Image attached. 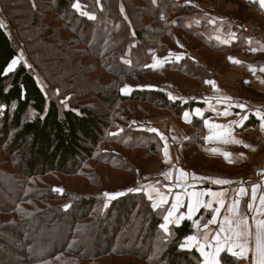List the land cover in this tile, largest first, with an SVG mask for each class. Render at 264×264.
<instances>
[{
    "label": "trees",
    "instance_id": "16d2710c",
    "mask_svg": "<svg viewBox=\"0 0 264 264\" xmlns=\"http://www.w3.org/2000/svg\"><path fill=\"white\" fill-rule=\"evenodd\" d=\"M76 2L0 0V105L7 106L0 118V264H202L196 249L181 248L199 217L165 232L169 206L155 209L134 189L108 194L132 187L139 171L164 158L159 135L122 126L130 119L172 118L188 134L191 161L213 163L204 156L203 119L182 120L202 105L173 100L162 88L129 95L122 88L173 80L184 89L215 78L191 55L148 66L153 47L161 56L181 51L178 32L190 36L187 49L198 42L219 54L217 62L235 47L207 40L190 20L193 7L179 0H79L80 9ZM20 50L27 64L7 72ZM61 224L56 234L40 235ZM237 261L222 257V264Z\"/></svg>",
    "mask_w": 264,
    "mask_h": 264
},
{
    "label": "crops",
    "instance_id": "0c3cea01",
    "mask_svg": "<svg viewBox=\"0 0 264 264\" xmlns=\"http://www.w3.org/2000/svg\"><path fill=\"white\" fill-rule=\"evenodd\" d=\"M212 1L214 4L211 6L202 0L193 4V9L198 14L208 12V18L198 15L202 30L206 35L210 33L217 46L232 45L235 51L222 64L215 66V78L203 86L195 87L189 93L192 94L190 97L172 99L202 105L186 111L188 117L183 115L182 120L184 125H188L194 118L203 119L204 156L213 163L192 162L186 150L189 137L185 129L172 118L161 117L151 122L156 130L154 132L164 144V158L154 162L151 170L144 176L139 171L138 181L133 187L137 191H144L153 207L154 204L158 205L155 209L169 206L171 211L175 206L176 211L170 218L174 222L169 224L176 226L189 219V205L198 199L200 207L191 214V219L199 217L194 234L197 240L205 243L203 237L206 234L207 243L212 244L205 251L210 254L214 252L213 237L219 235L224 249L219 254L221 260L226 254L238 260L236 264H251L257 223L264 221V205L260 203V198L264 197V119H261L264 117V44L245 32L240 36L236 27L252 22L264 28V3L261 0ZM219 5L233 8V12L225 14L215 10V6ZM192 54L196 56L194 52ZM176 87L179 89L177 85ZM162 88L169 92L167 85ZM248 89L260 95H252L246 91ZM197 110L201 115H197ZM225 112L228 114L225 115ZM213 125L225 127L215 128ZM181 172L186 175L181 176ZM165 173L168 174L167 177ZM215 180H227L230 183H214ZM253 186H257L255 200ZM241 188L245 189L243 194L240 193ZM221 193L222 197L219 195ZM161 197L166 203L161 202ZM221 198L224 200L223 205L219 203ZM234 204L236 211H233ZM249 204H252L251 209ZM213 209H218V213ZM213 215L217 217L216 222L205 229L204 224ZM242 221H246L247 230L252 233L248 239L247 259L231 256L227 251L229 245L224 244L225 239L233 237L237 230H244ZM236 242L244 243V238L241 237ZM189 245L199 253L203 264L204 257L198 250L199 245L191 242ZM233 250L240 251L239 248Z\"/></svg>",
    "mask_w": 264,
    "mask_h": 264
},
{
    "label": "rangeland",
    "instance_id": "374dc122",
    "mask_svg": "<svg viewBox=\"0 0 264 264\" xmlns=\"http://www.w3.org/2000/svg\"><path fill=\"white\" fill-rule=\"evenodd\" d=\"M195 1H197V0H179V2L181 4H186V5L192 6L193 8H194L193 4H194ZM202 1H205V4L206 5H210V6L212 4H214V2L212 0H202ZM222 1H226V0H222ZM228 1L229 2H233L232 0H228ZM215 10H217V11H219L221 13H225V14H231L233 12V8H230V7L229 8H227V7L224 8V7L220 6V5L219 6H215ZM22 13H24L23 15H25V12H22ZM198 13L199 12L197 10H195L194 14H191L190 15L191 16V19L190 18L189 19L190 20H194L195 22H200V17L198 15H201V16L205 15V16H207L206 18H208V12H204L205 14L204 13L198 14ZM213 15H215V13H213ZM224 16L225 17H228L227 15H224ZM0 23H2L3 26L5 25V23L1 20V18H0ZM243 28H244V26H243ZM243 28H242V25H241V27H238V26L236 27V31L237 32L239 31L238 34L240 36L244 33ZM32 34H34V36L37 37L36 31L33 30ZM176 34H175L176 35L175 36L176 45L178 46V48L181 49V51L180 52H176L175 50H171L167 56H161L159 54L158 50L155 47H153V48H151V50H152V53H154V59L148 63V66L158 68V67L164 66L166 63H169L168 61H177V60L182 59V57L183 56H186V55L193 56L192 52H194L196 54V56L194 55L195 57L193 56L194 60L195 61H198L199 60L198 61L199 63L200 62H203L205 64V65L204 64L203 65L204 66H207L209 69H211L212 73H213V69L215 68L216 65H220V64L223 63L224 59H222L221 62H217V59H219V54L217 52L206 48L204 45L202 46L198 42L194 43V44H196L194 46L193 45L192 46L190 45L189 46V49H187L186 48V42H187V40L190 39L189 38L190 36L187 35V34H185L182 31L181 32H178ZM206 37H207V40H209L213 44L217 45V43L214 40L211 39L209 32L207 33ZM243 38H244V36H243ZM230 46H232V45H230ZM230 46H225V47H230ZM233 50L235 51V49H233ZM203 52H205L204 55H203ZM56 61H57L58 64H60L64 60H63L62 57L59 56L58 59H56ZM23 62H25L27 64V61H26V59H25V57L23 55V52H22V50H20L19 51V57L16 59V64L13 66V69L17 68L20 65V63H23ZM206 62H209L211 64L210 65H207ZM29 67H31V66H29ZM164 85H167L168 86V89H169L168 94L173 99L176 98V97L177 98L178 97L179 98L190 97L192 94H189V93H191V91H193L194 88H195V86L188 85L184 89L179 88V89H181V90H179L176 87V83L173 80H168L163 85H159V84L155 83V84H151V85H149L147 87H143V88L142 87L133 86V85H130V84H126L125 86H123L122 91H123L124 94L127 95L132 90L135 91L138 88L139 89H145V88L157 89V88H162ZM198 87H200V86H198ZM61 104L63 105V104H65V102L63 101ZM3 110L4 109L0 106V118L3 115L2 114L3 113ZM122 126H124V127L131 126V127L137 128V129L147 130L148 132H154V131H151V129H155V128H153L154 126H153V124H152L151 121H149V122L144 121L143 122L142 119H140V120H132V119H130L129 121H127ZM157 162H159V161H157ZM142 172L143 173L141 175L144 176L145 173H146V171H142ZM133 186L130 187V188H127V189H122V190L115 189V190H113L111 192H108V194L112 195V196H110V199L111 198H114L116 196H119V195L123 194L124 192H128V191H131L133 189L135 190V187H133ZM137 186H138V184H137ZM55 190L57 192L63 193L65 189H64V186L59 185V186H56L55 187ZM47 225H49V224H47ZM63 227H64V224L57 225V226H45V227L42 228V230H40V235L41 236L48 235V234L49 235L50 234H53L54 235V234L57 233V230H59V229H61ZM47 232H48V234H47ZM40 240H41V242H45L44 239H42V237H40Z\"/></svg>",
    "mask_w": 264,
    "mask_h": 264
},
{
    "label": "snow or ice",
    "instance_id": "6c2138e0",
    "mask_svg": "<svg viewBox=\"0 0 264 264\" xmlns=\"http://www.w3.org/2000/svg\"><path fill=\"white\" fill-rule=\"evenodd\" d=\"M261 2L264 3V0H261ZM73 7L76 9L81 8L79 0H77V2L73 4ZM89 18L95 19L94 16H90ZM0 27H3L2 23H0ZM15 64H16V61L13 60L12 63L8 65V68L6 71L11 72L13 70V66ZM170 98H172V97L170 96ZM240 107H243V105H241ZM224 114L227 115L228 113L225 112ZM184 115H185V118L188 117V113H185ZM197 115H201L199 110H197ZM261 119H264V117H261ZM205 123L207 124V121H205ZM213 127L224 128L225 126L213 125ZM262 128H264V125H262ZM151 131H156V130L151 129ZM225 131H227V129H225ZM209 139H211V137H209ZM245 146L247 147V145H245ZM165 162L167 163L168 161L166 160ZM164 175L167 177L168 174L165 173ZM184 175H186V174L181 172V176H184ZM193 178H195V177H193ZM213 182L214 183H223V184L230 183V181H227V180H215ZM256 187L257 186H253V200H255ZM244 192H245V189L241 188L240 193L243 194ZM105 195H108V194L106 193ZM219 195L221 197L223 196L222 193ZM161 202L166 203V201L163 200V197H161ZM219 203L221 205H223L224 200L221 198L219 200ZM260 203H261V205H264V197L260 198ZM65 207H68V206L66 205ZM154 207H158V205L154 204ZM199 207H200V201L198 199L195 201V203L189 205V212H188V218L189 219H191V214L193 212L197 211ZM207 207H211V205H207ZM248 207L251 209L252 204H249ZM175 211H176V208L174 206L173 209L171 211H168L167 215L164 217L165 223L162 224L161 227L165 230V232L168 231V227H167L168 224L174 222L170 218L173 217ZM213 211L218 213L219 210L213 209ZM233 211H236L235 204L233 205ZM179 219H183V217H179ZM216 219H217V217L215 215H213L212 219L207 221L204 224V228L207 229L209 224L216 222ZM241 223L244 225V230H242V231L237 230L233 234V237H229V238L225 239L224 244L229 245L227 251L231 256L237 257V258L242 257V258L247 259L246 253L249 251L248 239L252 235V233L247 230L246 221H242ZM197 227H199L198 223H197ZM241 237L244 238V243H237L236 241H239ZM203 239H204L205 243H200L197 240L196 236H188L186 238V242L181 245V248H182V250H184V249L191 250L189 242H191L193 245H199L198 250L200 251L201 255L204 257L203 264H222V260L219 258V254L222 251H224V249L221 247L219 235L213 237V240L215 241V250L211 254L205 251V248H211L212 247V244L207 243L208 237L206 234L204 235ZM254 239H255V245H254V248L251 249V251L253 253L251 264H264V221H259L257 223ZM234 248H239L240 251L236 252L233 250Z\"/></svg>",
    "mask_w": 264,
    "mask_h": 264
},
{
    "label": "built area",
    "instance_id": "2783aa9c",
    "mask_svg": "<svg viewBox=\"0 0 264 264\" xmlns=\"http://www.w3.org/2000/svg\"><path fill=\"white\" fill-rule=\"evenodd\" d=\"M244 26V28H243ZM243 30L246 34L250 35L251 37L259 40L264 44V28L258 24L247 22L242 25ZM4 110L7 108L6 105H0ZM4 110L3 113L4 114Z\"/></svg>",
    "mask_w": 264,
    "mask_h": 264
},
{
    "label": "bare ground",
    "instance_id": "6f19581e",
    "mask_svg": "<svg viewBox=\"0 0 264 264\" xmlns=\"http://www.w3.org/2000/svg\"><path fill=\"white\" fill-rule=\"evenodd\" d=\"M2 104V103H1ZM7 110V109H6ZM2 111V110H1ZM5 111V110H4ZM6 112V111H5Z\"/></svg>",
    "mask_w": 264,
    "mask_h": 264
}]
</instances>
